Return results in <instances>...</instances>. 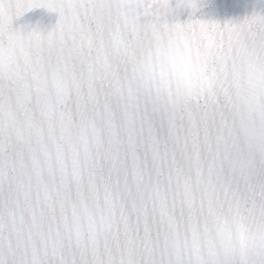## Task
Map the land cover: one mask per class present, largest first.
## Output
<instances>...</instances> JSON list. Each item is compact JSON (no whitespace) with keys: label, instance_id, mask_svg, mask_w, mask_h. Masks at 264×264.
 I'll return each instance as SVG.
<instances>
[{"label":"snow or ice","instance_id":"1","mask_svg":"<svg viewBox=\"0 0 264 264\" xmlns=\"http://www.w3.org/2000/svg\"><path fill=\"white\" fill-rule=\"evenodd\" d=\"M0 264H264V0H0Z\"/></svg>","mask_w":264,"mask_h":264}]
</instances>
